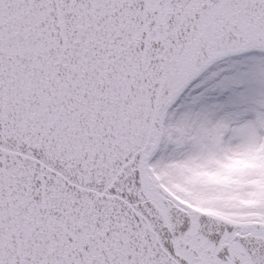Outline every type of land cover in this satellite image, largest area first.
<instances>
[{
  "label": "snow or ice",
  "instance_id": "6c2138e0",
  "mask_svg": "<svg viewBox=\"0 0 264 264\" xmlns=\"http://www.w3.org/2000/svg\"><path fill=\"white\" fill-rule=\"evenodd\" d=\"M0 264H264V0H0Z\"/></svg>",
  "mask_w": 264,
  "mask_h": 264
},
{
  "label": "rangeland",
  "instance_id": "374dc122",
  "mask_svg": "<svg viewBox=\"0 0 264 264\" xmlns=\"http://www.w3.org/2000/svg\"><path fill=\"white\" fill-rule=\"evenodd\" d=\"M247 203H252V202H247Z\"/></svg>",
  "mask_w": 264,
  "mask_h": 264
}]
</instances>
